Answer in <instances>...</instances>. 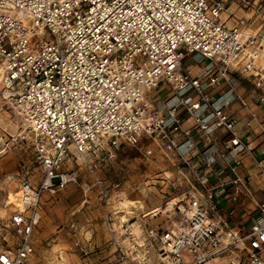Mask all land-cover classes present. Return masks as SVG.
Returning a JSON list of instances; mask_svg holds the SVG:
<instances>
[{
    "label": "built area",
    "instance_id": "1",
    "mask_svg": "<svg viewBox=\"0 0 264 264\" xmlns=\"http://www.w3.org/2000/svg\"><path fill=\"white\" fill-rule=\"evenodd\" d=\"M232 1L241 14L227 0H0L3 98L42 170L36 182L19 179L15 202L0 220V264L29 263L40 197L72 178L61 168L68 158L92 176L118 262L264 264V199H256L242 161L247 156L264 179V149L257 156L243 139L248 132L264 135V122L231 80L233 74L250 80L256 101H264V0ZM191 53L210 62L205 74L184 63ZM221 80L225 92L210 93ZM160 84L175 98L159 97L155 105L151 93ZM233 102L246 109L244 117L229 111ZM182 112L192 126L183 124ZM215 129L225 133L220 143ZM120 140L152 141L183 173L171 182L181 190L170 207L156 212L166 213L168 223L145 226L136 241L128 231L125 245L114 238L107 209L117 183L104 184L95 172L104 145ZM223 192L232 202L254 201L248 225L231 224L234 208L225 214ZM68 226V247L87 253L76 223Z\"/></svg>",
    "mask_w": 264,
    "mask_h": 264
},
{
    "label": "rangeland",
    "instance_id": "2",
    "mask_svg": "<svg viewBox=\"0 0 264 264\" xmlns=\"http://www.w3.org/2000/svg\"><path fill=\"white\" fill-rule=\"evenodd\" d=\"M184 63L189 64L192 71L200 76L210 67V62L198 53L185 56ZM1 73L0 66V75ZM238 78L235 74L231 77L236 86L242 81ZM222 83L225 86L219 94L227 89L226 82L222 80ZM247 86L249 88L251 83L248 82ZM155 89L151 93L155 105L159 101L158 95L167 97L166 101L175 98L168 85L160 84ZM2 91L0 85V220L5 219L12 208L6 201L8 197L14 199L19 179L28 176L30 181L36 182L42 175V170L33 157L28 132L23 129L14 108L3 98ZM182 93L190 98L196 97L194 91L191 95L189 91ZM215 93L213 95H217ZM252 99L256 101L255 96ZM260 103L264 105V101ZM147 146L152 148V153L144 155L143 148ZM100 152L96 174L104 184L117 183L109 192L110 200L107 205L116 240L119 238L117 235H120L121 240V232L137 233L147 225L168 223L166 213L156 212L163 210L165 206L170 207L173 196L181 190L180 187L174 189L171 184L172 180L183 176L172 155L159 150L152 141L133 146L120 140L117 147L104 145ZM245 157L247 160L242 161L249 169L247 173L251 185L263 184L264 179L256 172L250 159ZM61 168L72 178L62 189L41 195L40 217L34 230L33 252L28 264H98L110 256L116 257L113 241L102 218V199L92 183L90 172L84 164L77 163L72 158L65 159ZM131 202H140L139 207H134ZM70 220L76 223L79 236L88 245V252L85 254L68 247L71 243L68 226Z\"/></svg>",
    "mask_w": 264,
    "mask_h": 264
},
{
    "label": "crops",
    "instance_id": "3",
    "mask_svg": "<svg viewBox=\"0 0 264 264\" xmlns=\"http://www.w3.org/2000/svg\"><path fill=\"white\" fill-rule=\"evenodd\" d=\"M228 1H229L230 9L236 15L241 14V10L236 5H233V1L232 0H228ZM235 9H237L236 12H235ZM262 58L264 60V53H263V57ZM238 77L241 78L240 80H242V81L240 82L241 83L240 85L239 84L237 85V88L249 100L250 105L255 109L256 113L259 116V118L262 119L263 122H264V105L259 103V102L254 101L252 99L255 96L254 95V89H253V86H252V82L250 80H248V79L243 78V77H240V76H238ZM239 78H238V80H239ZM248 82L251 83V86L249 88L247 86ZM218 83H220V84H218ZM218 83L216 85H214V86L208 87V91L210 90L209 92L212 93V94L216 92L215 94L218 95L219 92H221L223 90V88H224L223 86H225L222 83V80L219 81ZM155 91H157V90L155 89ZM189 93H190V95L193 94L192 91H190ZM158 97H160L162 99H166L167 98V97L163 98L160 95H158ZM193 98H195V97H193ZM182 108H183V106L180 105L178 107V110L182 111ZM229 111L239 115L240 117H244L246 115V109L244 107L240 106L237 102H233L232 103V105L229 107ZM181 115H182V118H183V124L186 127L192 126V122H193L192 117L190 115H188L187 113H183V112L181 113ZM212 135H213V138H214V142H217V143H220L223 140V138L225 137V133L221 129H215ZM193 136H194V140H195L197 146H199L200 148H204V146H206L205 144L202 143V141L200 140V138L198 137V135L195 132H193ZM243 139L246 142H249L250 146L253 148V150L257 154V156L261 155L260 152H261V150L264 149V135H262V134H260L258 132L257 133L251 132V133H246L243 136ZM208 150H210V149H208ZM194 159H196V156L194 157ZM242 159L244 161L247 160L245 155L243 156ZM243 165H244L245 168L248 169V167L245 164V162H243ZM252 187H253V189L255 191L256 199H258V200L264 199V183L261 184V185L260 184L258 185L256 183H254ZM220 198H221L220 203L223 204V210H225V214L226 215L228 214L227 210L229 208H234L233 212L230 213L229 217H230L231 224H234L235 226H240L241 227L242 224L248 225V223L250 222L249 219L252 216L256 215V213H257L254 201L250 200L249 198H245L244 200H240L239 202H232V201H229L227 199V195L224 194V192L221 194ZM39 217H40V214H39ZM140 231H138L137 233L136 232L135 233H131L132 238H134L136 240V237L139 235ZM120 234H122L123 236H122V238L120 240V235H117L119 237L117 239V241H119L120 243L125 245L128 242L127 236L125 235V233L123 234L122 232ZM113 236H114V234H113ZM111 248H109L110 252H111ZM114 261L116 262V264H122V263L118 262L116 257H114V256H110L107 259H103L102 261H99L98 264L99 263L100 264H102V263L103 264H113Z\"/></svg>",
    "mask_w": 264,
    "mask_h": 264
},
{
    "label": "bare ground",
    "instance_id": "4",
    "mask_svg": "<svg viewBox=\"0 0 264 264\" xmlns=\"http://www.w3.org/2000/svg\"><path fill=\"white\" fill-rule=\"evenodd\" d=\"M0 66H1V64H0ZM1 67H2V66H1ZM1 74H2V73H1ZM0 77H1V75H0ZM6 91H7L6 89H3V91H2V95H3V96L6 94ZM9 199H10V201H9ZM14 202H15V199H12V198H9V197H8V200L6 201V204H7V203H8V204H9V203H10V204H14ZM129 203H130V202H129ZM131 204H133L134 207H137V206H139L140 203H139V202H133V203L131 202ZM127 207H128V206H127ZM126 211H127V210H126ZM130 213H131V212H130ZM131 238H132V237H131ZM132 240H135V239L132 238ZM136 240H137V239H136ZM136 240H135V241H136Z\"/></svg>",
    "mask_w": 264,
    "mask_h": 264
}]
</instances>
